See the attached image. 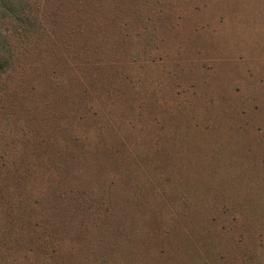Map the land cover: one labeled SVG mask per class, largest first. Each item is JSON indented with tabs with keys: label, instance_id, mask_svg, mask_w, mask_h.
Listing matches in <instances>:
<instances>
[{
	"label": "rangeland",
	"instance_id": "1",
	"mask_svg": "<svg viewBox=\"0 0 264 264\" xmlns=\"http://www.w3.org/2000/svg\"><path fill=\"white\" fill-rule=\"evenodd\" d=\"M21 2L0 71V264L20 257L3 228L25 199L63 242L50 197L72 187L102 208L126 194L108 264H264V0ZM28 168L67 182L35 197Z\"/></svg>",
	"mask_w": 264,
	"mask_h": 264
},
{
	"label": "trees",
	"instance_id": "2",
	"mask_svg": "<svg viewBox=\"0 0 264 264\" xmlns=\"http://www.w3.org/2000/svg\"><path fill=\"white\" fill-rule=\"evenodd\" d=\"M19 2L16 0H0V71L3 70L5 65V31L7 27L6 29L4 27L7 26L6 22L8 21L10 23L16 21L19 26L22 22V29L27 25L26 22L23 21L28 12L26 4L25 2H21V0ZM51 162L53 165L56 164V170L60 172L61 167H57L60 161L56 163V160H51ZM28 170L29 175L27 176V182L23 189L25 193L30 195L33 194L35 197L37 196L38 191H41L42 189V192L38 195H43L45 191L54 194L55 192L50 189V186L53 185V183L58 184L56 186L58 188L59 185H61L60 183L65 184L67 182V178L65 182L62 178L65 176H60L59 172H52V177H47L46 174L40 171L41 169L35 170L34 168H28ZM77 172L78 170H75V173ZM59 178H61L60 181ZM69 182L71 183V181ZM115 186L116 183L113 181H109L107 184L109 189L114 188ZM154 194H156V191ZM124 195L126 194L119 193L113 205L107 198L108 195L107 197L105 196V198L108 199L107 201L110 207L102 208L101 205L106 203V201L98 198H93V201L89 200V198L92 197L89 191L83 192L81 189L75 187L57 191L56 196L52 195L50 197L53 201L51 202V208L56 206L60 209L64 206L67 209V211L64 212L66 218L63 221V224H65V226L69 224V228L65 235L62 233L63 235L60 236L63 242L52 241L51 243L48 240V234L42 236L44 234L43 230L45 229L46 233H49L50 225L51 227L54 226L58 228L60 220H56V218L54 220L52 219L51 223L44 227L39 224L40 222L37 220L28 221V218L35 219L36 216H32L30 210L31 206L28 204L27 199H25L24 202H20V226L7 221L3 228V230L6 231H8V229L17 230L22 234L20 239L17 235L13 238V241L19 240L20 257L17 259L14 258L15 261L12 264H108V260L112 258H114L112 260V262H114L115 259H117L115 258L117 255L112 254L111 252H105L104 248L107 246L105 244L115 245L116 249L120 246L118 240L116 241L117 243H113L114 241L110 242L107 237L113 233L112 229L116 232L115 236H119L118 233L122 234V232H119V229L123 213L121 215L120 213L126 208L127 203H129L128 200L125 201L126 197ZM86 200L89 202L87 203ZM47 202L50 204L49 201ZM22 215L25 217L24 220H22ZM41 216L43 215L41 214ZM113 217L116 219L115 222L112 221L113 219L111 220ZM72 218L75 220L72 221ZM87 219L90 220L88 224L86 223ZM30 231L32 232L29 234ZM35 232H39L41 237L35 235L31 236L32 233L34 234ZM60 239L58 238V240ZM103 242L105 244H103ZM102 245L103 249L101 250L99 248ZM107 247L112 250L110 248L112 246ZM82 250L87 251L80 252ZM63 255H66L67 257L64 261L60 262L59 258ZM117 264H120V262Z\"/></svg>",
	"mask_w": 264,
	"mask_h": 264
}]
</instances>
